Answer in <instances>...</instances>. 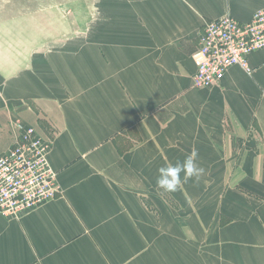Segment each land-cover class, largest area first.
Masks as SVG:
<instances>
[{"label": "crops", "instance_id": "crops-1", "mask_svg": "<svg viewBox=\"0 0 264 264\" xmlns=\"http://www.w3.org/2000/svg\"><path fill=\"white\" fill-rule=\"evenodd\" d=\"M263 9L264 0H98L95 37L58 52L38 40L0 49V157L19 127L34 128L51 140L59 187L18 218L0 215V264H151L137 259V237L154 229L144 200L159 198L160 167L193 152L203 174L165 193L213 221L209 259L264 264V49L248 57L251 76L232 67L212 89L192 86L191 58L204 23H249Z\"/></svg>", "mask_w": 264, "mask_h": 264}, {"label": "rangeland", "instance_id": "rangeland-1", "mask_svg": "<svg viewBox=\"0 0 264 264\" xmlns=\"http://www.w3.org/2000/svg\"><path fill=\"white\" fill-rule=\"evenodd\" d=\"M97 1L0 0V49L7 47L8 51H15L20 45L21 50L22 46L38 40L40 46L50 43L58 52L71 38L74 41L79 36L95 37V23L101 18V13L96 12ZM100 2L106 5L111 0ZM158 195L157 199L144 200L154 229L151 236L137 237V259L151 264H221L208 258L207 228L213 221L197 219L192 205L179 207L165 191L158 190ZM231 206L239 211L238 202L233 200ZM161 207L167 212V219ZM224 221L220 220L222 226Z\"/></svg>", "mask_w": 264, "mask_h": 264}, {"label": "built area", "instance_id": "built-area-1", "mask_svg": "<svg viewBox=\"0 0 264 264\" xmlns=\"http://www.w3.org/2000/svg\"><path fill=\"white\" fill-rule=\"evenodd\" d=\"M192 54L195 74L192 86L212 89L227 71L239 67L251 76L248 57L264 49V9L249 23L226 16L204 23ZM15 145L0 157V215L18 218L54 200L58 193L57 172L49 163L51 140L32 127H19Z\"/></svg>", "mask_w": 264, "mask_h": 264}, {"label": "clouds", "instance_id": "clouds-1", "mask_svg": "<svg viewBox=\"0 0 264 264\" xmlns=\"http://www.w3.org/2000/svg\"><path fill=\"white\" fill-rule=\"evenodd\" d=\"M196 156L197 153L193 152L185 157L183 161L160 167L156 179L157 186L165 192L173 193L187 180L199 179L204 170L198 166Z\"/></svg>", "mask_w": 264, "mask_h": 264}]
</instances>
